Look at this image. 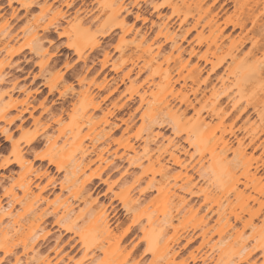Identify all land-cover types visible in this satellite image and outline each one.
Segmentation results:
<instances>
[{
	"label": "rangeland",
	"instance_id": "rangeland-1",
	"mask_svg": "<svg viewBox=\"0 0 264 264\" xmlns=\"http://www.w3.org/2000/svg\"><path fill=\"white\" fill-rule=\"evenodd\" d=\"M35 1L41 4L44 0ZM67 1L71 3L70 6L64 4L65 0H46L51 4V9L42 15L40 4L26 11L16 0H11V4L7 0H0V115H3L0 117V213L10 209L13 214L22 212L23 202L16 200L21 196L17 185L21 168L14 162L15 157L22 154L25 163L31 166L29 177L32 178L34 191V195L29 197L34 212L26 213V217L42 214L45 221L42 227L45 228L44 232H48L46 242H40L39 247H35V250H41L37 260L32 256L36 252L25 253L22 243L16 240L15 231L7 229L0 234V243L4 242V246L11 250L6 253L0 244V264H14L16 257H20L23 264H40L41 258L46 255L52 264H264V193L259 194L251 183L247 186L241 183L238 190L243 191V197H235L233 190L224 192L222 196L220 190L227 183L226 177L218 181L202 172L201 164L206 163L211 155L209 150L198 149L187 141L186 134L193 122L191 117L194 110L179 103L182 95H187L198 109L203 104V94L212 97L213 93L216 95L224 89L237 92L235 77L228 74L227 69L228 66L232 67L231 55L236 53L240 59L249 50L252 41L261 39L258 25L264 22V16L260 17L257 25H253L251 19H246L242 30L233 28L231 23L244 21L247 14L258 13L262 0H187L185 3L183 0H138V4L133 0H120L127 4L124 8L129 12L124 9L118 16L109 13L105 6L107 0ZM255 2L258 8L248 10ZM207 9L208 13L204 12ZM137 13L141 15L140 18H136ZM39 15H42L41 23L54 22L45 32L38 30L39 35L44 36L41 54L29 40L27 28ZM183 16L186 20L181 22ZM199 16V24L194 27ZM212 16L215 19L210 25ZM226 21H229L227 26ZM163 22L167 23L171 35L180 46V58L172 42L158 34ZM9 32L14 38L8 39L5 45L2 42L7 40ZM198 33L205 36L206 42L197 41ZM239 35L246 42L237 52L231 42ZM143 37L149 43L161 45L159 62L171 73L173 80L177 79L179 71L186 75L187 69L196 64L199 71L198 82H192L190 77L186 78V84L182 77L176 80L173 94L168 97L172 100L173 109H178V114L185 110L184 115L180 116L181 130L174 132L166 121L154 126L155 131L161 132L159 140L167 144V138L172 139L177 147L175 153L189 163L191 182L188 186L181 176L175 179L170 176L165 183L182 185L183 191L190 186L194 191L209 188L214 190V201L216 198L223 203L226 198L230 201L229 205L218 209L216 201L204 204L202 194L188 196L194 208L200 209L195 213H183L179 220H174V224L178 225L180 240L169 253L161 255L144 251V236L138 225L123 236L132 225L134 216L114 195L124 188L121 180L125 169L129 172L126 185L131 184L134 177L141 176L140 183L132 191L133 196L137 195L138 189L146 188L152 179L150 171L143 174L141 167L127 166L126 161V145L139 147L146 136L141 116L149 106L141 102L139 95L144 92L147 95L154 88L148 70L141 69L142 60L136 58L140 51L136 44ZM213 38L220 44L211 57L214 63H219L217 74H210L211 77L203 81L210 64L205 63L201 55ZM180 60L187 62L186 65L183 66ZM247 61H264V44L254 55L248 56ZM221 75L222 81L217 78ZM262 78L259 81H246L244 93L254 95L264 104V74ZM154 80H158L156 75ZM13 83L20 89L11 90ZM197 85L200 87L196 93L201 100L199 103L194 100L193 94ZM4 106L9 109L7 113ZM82 111H93L95 124L91 128L81 127L77 140L72 137V131L80 123ZM201 113L204 114L205 110L202 109ZM104 114L110 125L104 122ZM249 119V122L256 124L261 120L264 122V105L260 106L259 114L252 113ZM234 120L233 116L226 117L223 122L219 117H212V126L216 127L217 133L220 128L229 129L232 126L240 137L245 116ZM8 121H11L10 124ZM3 129L4 132L1 131ZM32 137L39 141L27 144ZM226 139L232 141L233 148L236 146L234 137L226 134ZM160 142L152 141L151 147ZM259 142L262 143L259 149H249L245 156L258 164L264 163V135ZM17 147L21 150L19 155L13 150ZM84 152H90L88 157L92 159L106 157V161L100 163L96 160L80 174L74 186L62 189L66 171L71 169L70 157H81ZM36 154L43 157H35ZM227 157L232 159L233 152L227 153ZM162 161L169 166V175L179 173L180 168L171 163L167 153H163ZM115 164L116 168L113 167ZM147 164L144 160L143 167ZM36 174L40 177H36ZM239 174L240 170L236 169L235 175ZM258 175L264 177V167ZM87 177L90 180L78 199L77 185ZM155 180L160 181L158 174ZM40 188L43 189L40 191ZM244 197L247 202L242 204ZM83 198L93 207L103 206L110 220L113 237L105 243L104 251L94 246H82L72 232L56 223L68 205L74 209L73 216L85 211L87 204ZM140 199L141 207L160 214L163 200L158 196L156 186L148 188ZM173 203L178 205V200L174 199ZM219 212L224 213L223 218H219ZM200 216L205 220V226L197 222ZM8 220V217L5 218L2 227L9 223ZM141 225L148 226L145 222ZM171 234L169 231L164 239ZM185 235L192 237L187 245ZM39 237H36L37 241H41ZM57 237L61 246L58 254L51 250ZM136 243L138 246L132 249ZM224 243L228 247L232 245V249L227 248L225 253L222 252ZM173 251L176 253L171 258ZM244 255H248L247 260L242 262L240 259Z\"/></svg>",
	"mask_w": 264,
	"mask_h": 264
},
{
	"label": "bare ground",
	"instance_id": "bare-ground-1",
	"mask_svg": "<svg viewBox=\"0 0 264 264\" xmlns=\"http://www.w3.org/2000/svg\"><path fill=\"white\" fill-rule=\"evenodd\" d=\"M7 1L9 4H11V0ZM16 1L26 11L30 10L29 8H31L33 5L40 4V2L38 3V1L35 0ZM133 1L134 3L138 4V0ZM186 1L187 0H183V3H185ZM42 3L40 4V10L42 12V15H44L51 9V4L46 3V0L42 1ZM64 4L66 6H70L71 3L65 0ZM124 5L126 6L127 4L120 0H107L105 2V6L112 16H118L122 10L126 9L124 8ZM254 7L258 8L257 2H255L253 6L248 7V10L253 11ZM154 8L156 9L157 6L154 5ZM240 8V11L242 13L243 6H241ZM208 10L209 9L204 12L208 13ZM126 11L129 12V10L127 9ZM42 15L36 16L27 27L29 29L28 38L31 42H33L34 49L40 54L43 53L42 37L44 36H40L38 30L40 29L45 32L54 25L53 21L41 23L40 20L42 19ZM262 15L264 16V0H262L261 8L258 13L247 14V17L244 18V21L240 20L231 23L232 27H238L242 30L245 27L246 19H251L252 24L257 25V21ZM140 17L141 15L137 13L136 18ZM200 18L201 16L196 19L193 25L194 27L199 24ZM214 19L215 16H212L210 18V25L211 22L214 21ZM180 20L181 22H183L186 20V17L183 16ZM228 24L229 21H226L225 26H227ZM222 31L223 29L220 30V34H222ZM258 31L261 34V39L252 41L251 47L243 55V57L238 59L236 53L231 55L232 67L228 66L227 69L228 74H232L235 77L237 92L233 93L232 91L229 92L228 90L224 89L216 95L213 93L211 95L212 97H206L203 94V104L198 109L195 107L193 101L190 100L187 95H182V97L179 99L180 104L185 105L186 108L191 107L194 110L191 117L193 122L187 130L186 134L187 141L190 145H193L198 149L209 150L211 155L206 163L201 164L202 172L208 176L215 177L218 181L226 177L227 183L224 185L223 190H220L222 196L224 195V192L233 190L235 197H243V191L238 190V187L241 183L244 186H247L249 185V183H251V185L259 194L264 193V182H262L264 177L258 175L262 167H264V163L261 162L260 164H258V162L253 161L251 158L245 157L246 152L249 149H251L252 151H256L259 149V147L262 145V143L259 142V139L262 135H264V122H262V120L258 124L249 122L250 115L252 113L259 114L260 106L264 104H262L260 99H258L254 95H247L246 93H244L246 81H259L263 79L262 75L264 74V61L253 63H248L247 61L248 56L254 55V52L258 51L260 49V46L264 44V22L258 25ZM158 34L164 36L165 40L171 41L174 50L178 51L180 49L177 41L174 40V37L171 35L172 33L166 22H163L159 26ZM7 37V40L5 42H2L5 45L8 44V39L11 40L14 38V36H12L10 32L9 34H7ZM197 41L199 43H203L204 41L206 42V38L201 33H198ZM245 42L246 39H244L243 36L239 35L231 43L234 45V49L239 52ZM211 45H213V48H211ZM136 47H138L140 50L136 58L142 60L140 68L148 70V75L152 79L154 88L151 89V91L147 95L145 94V92L139 95V99L141 100V102H145L149 106L148 111H145L141 116L142 126L146 131V136L143 139V144L139 147H135L133 144L126 145V150L128 151L126 152V161L127 166L141 167L143 174L150 171L152 173V179L150 180L149 185L146 188L138 189L137 195L133 196L132 191L135 190V185H138L140 183L141 176L134 177L132 183L126 185L129 172L127 169H125L123 171L124 174L121 180L124 188L120 192L114 193V195L115 197L123 201L126 209L132 211L134 216L132 225L127 229L125 235L123 236H126V233L128 231H131L132 229L135 230L138 225V227H141V231L143 232L144 236V251L151 252L153 255H161L162 253H169V251L173 249L174 245H176V243H178L180 240L181 235L178 232V225L174 224V220H179L180 215H183V213H195L198 209H200L194 208V204L187 198L188 196L192 197L194 195H198V193L202 194L204 204H206L208 201H216L215 203L218 205V209H221V207L224 205H229L230 201L228 198L225 199L224 203L222 201H219L217 198L214 201V190L209 188H198L197 191H194L190 186L186 187L185 191H183L182 185L177 186L176 183H165L170 176L174 177V179L178 176H181L184 179L183 183L188 186V184H190L191 182V175L188 173L189 163H186L188 162L186 159H181L175 153L177 147L175 143H173L172 139L167 138V144H164V142H162L163 140H159V137H162L161 132L157 130L155 131L154 126H158L166 121L168 125L171 126L174 132H176V130H181L180 128L182 127V122L180 116L184 115L185 110L181 111V113L178 114V109H173V106L171 105L172 100L168 97L169 95L173 94V91L175 89V82L180 77H182V79L184 80V84H186L187 77H190L192 79V82L199 81L198 65L196 64L195 66H192L193 68H188L186 75L179 71L177 79L173 80V76L171 75V73H169L167 69H164L159 62L158 57L160 54L161 45H155L154 42L149 43L147 42L146 38L143 37L137 42ZM219 48L220 44H218L216 42V39L213 38L210 43L207 44L206 51L201 55V59H203L205 63L210 64V69L207 77L203 79V81L209 79L211 77L210 74H217V67L219 63H214L211 57L215 55L216 50H218ZM177 55L178 58H180L181 51H178ZM179 62L183 66H185L187 63L182 62V60H180ZM155 75L158 77L157 81L154 80ZM217 78L221 81L223 79L222 75L218 76ZM17 87V84L13 83L11 90H14ZM17 89H20V87H18ZM199 89L200 87L199 85H197V87H195L193 90L194 100H197L196 102L198 103L201 102V100L196 96V93ZM7 94L10 93L7 91ZM0 98H2V96H0ZM97 107L98 106L94 108ZM5 108L6 107L4 106L3 109ZM202 109L205 110L204 114L201 113ZM6 110L8 111L9 109H5L4 112ZM230 116H233V120L235 119L234 121L245 116L243 126L240 127L242 131L240 137H238V135L236 134V130H234L232 126H230L229 129L220 128L219 133H217L216 127L212 126V117H219L221 119V122H223V119ZM103 117L104 122L110 125V122L105 114ZM10 120L13 121V119ZM10 122L8 121L9 124ZM94 124V112L82 111L80 115V123H78L75 126V129L72 131V137L77 138L78 140V135L80 134L81 127L88 126L91 128L94 126ZM4 129L1 131L4 132ZM226 134L234 137L236 144L234 148L233 143H231L232 141L229 142V140L226 139ZM37 139L38 138L35 137L30 138L27 144L32 145L39 141ZM152 141L161 142L160 144L155 143L156 147L154 146V148L151 147ZM217 149L219 150L217 151ZM13 150L18 155L21 154V150L18 147L14 148ZM229 152H233L234 154V157L232 159L227 157V153ZM163 153H167L171 163L173 165H177V167L180 168V171L177 175H169L171 170L166 161H162ZM90 154V152H84L81 157H70L71 169L69 171H66L65 181L61 183L62 189L74 186L78 181L80 174H83L84 171L89 168L90 165L93 164L96 160H98L100 163L106 161V157H96L95 159H92L88 157ZM35 157H43V155L36 154ZM144 160L148 162L145 167H143ZM49 161L51 162V159ZM199 161H201V158L199 159ZM14 162H16V164L21 168V172L17 181V185L21 190V196L17 197L16 200L18 202H23V209L22 212L18 214H13L11 209L9 211H2L0 213V234H3L5 231H7V229L15 231L14 233L17 236L16 240L18 243H22L23 251L25 253H27L28 251H35L36 254H33L32 256L36 257L37 260H39L38 255H40L41 250H35V247H39L40 242H46L48 232H44L45 228L42 227V223L45 222L42 214H31L32 216H30V218L26 217V213L34 212L33 203L29 200V197L34 195V191L32 189V178L29 177L31 166L25 163L26 161L24 157H22V154L21 157H15ZM6 163H9V161H6ZM113 167L116 168L117 165L115 164L113 165ZM59 168L60 167L58 166L57 169ZM236 169L240 170V174L237 176L235 175ZM156 174L160 176V181L155 180ZM35 176L40 177L38 176V174H36ZM89 180L90 177H87L83 182L79 184V186L77 185L78 199L81 198V193L85 190L86 182H88ZM154 186H156L158 196L162 197L163 200V206H161L159 214L161 217H159V215L153 210L147 211L146 207H141L142 202L140 198L145 195L148 188ZM43 188H40V191ZM179 191H183V193L180 194ZM164 196L165 199H163ZM248 198H250V196H248ZM174 199L178 200V205L173 203ZM253 199L257 200V198L255 197ZM83 200H85L87 204L85 211H79L77 215L73 216L75 214L73 211L74 209L72 208V205H68L64 209L63 214L60 216V218H57L56 223L66 231L72 232V235H74L73 237H77L82 246L86 248L94 246L93 248L104 251L106 250V244L113 237L112 228L110 227V220L108 219L103 206L93 207L91 202L87 203L86 198H83ZM246 202L247 198L244 197V199L241 200V203L245 204ZM7 217L9 218V223L6 226L2 227L3 221ZM223 217L224 213L219 212V218ZM226 221H228L227 218ZM144 222L146 225H148L147 227L141 225ZM197 222L200 223L199 225L201 226L206 225V222L202 216L197 219ZM169 231H171L172 234L169 235L167 239H164ZM203 233H205V230H203ZM39 235L41 241H37L36 239V237ZM184 237L186 240L185 245L191 242L192 237H190L189 235H185ZM161 239H164V241H161ZM0 244H2L1 247H4L3 249L6 253L10 252L11 248L4 246V242ZM224 245L225 246L222 248L223 253L227 251V248L232 249L231 244L230 247H228V244L224 243ZM137 246L138 243L134 244L132 249H135ZM60 248L61 246L57 237V241L51 247V250L54 251V253L58 254L61 251ZM175 253L176 252L173 251V253L171 254V258H174ZM247 256L248 255H244L240 260L242 262L246 261ZM14 264H23L22 262H20V257H16ZM40 264H52V262L49 259V256L46 255L41 258ZM183 264L188 263L185 262Z\"/></svg>",
	"mask_w": 264,
	"mask_h": 264
}]
</instances>
